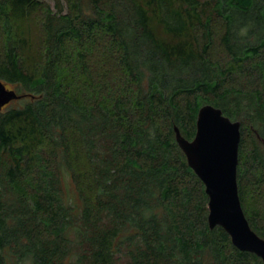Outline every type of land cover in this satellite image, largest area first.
<instances>
[{"label": "trees", "instance_id": "16d2710c", "mask_svg": "<svg viewBox=\"0 0 264 264\" xmlns=\"http://www.w3.org/2000/svg\"><path fill=\"white\" fill-rule=\"evenodd\" d=\"M0 79L22 96L0 109V264H264L210 228L175 132L206 104L241 121L264 238V0H0Z\"/></svg>", "mask_w": 264, "mask_h": 264}, {"label": "water", "instance_id": "95a60500", "mask_svg": "<svg viewBox=\"0 0 264 264\" xmlns=\"http://www.w3.org/2000/svg\"><path fill=\"white\" fill-rule=\"evenodd\" d=\"M21 98L0 79V109ZM241 128V121H234L222 109L206 104L198 113L193 140L185 138L177 126L175 132L189 166L205 184L210 228L223 227L235 247L264 261V238L252 229L239 193Z\"/></svg>", "mask_w": 264, "mask_h": 264}, {"label": "rangeland", "instance_id": "374dc122", "mask_svg": "<svg viewBox=\"0 0 264 264\" xmlns=\"http://www.w3.org/2000/svg\"><path fill=\"white\" fill-rule=\"evenodd\" d=\"M49 4H51V6L55 7V0H43ZM7 85V84H6ZM9 87V86H7ZM14 86H10V88L13 89ZM21 103H19L18 101H13L10 103V107L11 106H17L20 105ZM64 182V181H63ZM64 187L66 188V192L68 194V199L73 203L74 201L76 202L77 199V193L75 191V188L73 186V182L68 178L67 180H65L64 182Z\"/></svg>", "mask_w": 264, "mask_h": 264}]
</instances>
